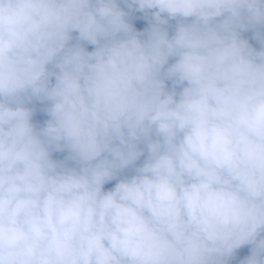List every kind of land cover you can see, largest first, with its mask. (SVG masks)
<instances>
[{"label": "clouds", "instance_id": "9594fccd", "mask_svg": "<svg viewBox=\"0 0 264 264\" xmlns=\"http://www.w3.org/2000/svg\"><path fill=\"white\" fill-rule=\"evenodd\" d=\"M245 246L264 264V0H0V264Z\"/></svg>", "mask_w": 264, "mask_h": 264}, {"label": "trees", "instance_id": "16d2710c", "mask_svg": "<svg viewBox=\"0 0 264 264\" xmlns=\"http://www.w3.org/2000/svg\"><path fill=\"white\" fill-rule=\"evenodd\" d=\"M136 16L140 19H136L133 21V23L135 24V26L137 27L138 30H143L144 28H146L148 26L147 21H144L142 19V14L137 13ZM245 38H247L249 40V42L253 45V47H256L257 49H259L260 45L258 43V41L254 40L252 38V32L249 31L247 33L243 34ZM89 50H92L91 45L87 46ZM47 119L46 116L41 115L40 113L37 114V116L34 117V122H38V123H43V121ZM62 153H54L53 154V158L56 159L58 156H60ZM114 183V182H112ZM112 184H108L106 185V188L111 187ZM250 254V246H245L243 249L238 250L236 256L229 262V264H239V261L241 259L244 258V256L249 255Z\"/></svg>", "mask_w": 264, "mask_h": 264}, {"label": "water", "instance_id": "95a60500", "mask_svg": "<svg viewBox=\"0 0 264 264\" xmlns=\"http://www.w3.org/2000/svg\"><path fill=\"white\" fill-rule=\"evenodd\" d=\"M66 155V153H62L60 156H58L56 159H62Z\"/></svg>", "mask_w": 264, "mask_h": 264}, {"label": "rangeland", "instance_id": "374dc122", "mask_svg": "<svg viewBox=\"0 0 264 264\" xmlns=\"http://www.w3.org/2000/svg\"><path fill=\"white\" fill-rule=\"evenodd\" d=\"M251 247V246H250Z\"/></svg>", "mask_w": 264, "mask_h": 264}]
</instances>
